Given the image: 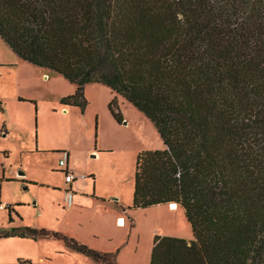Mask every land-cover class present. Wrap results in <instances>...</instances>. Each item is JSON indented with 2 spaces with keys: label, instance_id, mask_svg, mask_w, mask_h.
<instances>
[{
  "label": "trees",
  "instance_id": "trees-1",
  "mask_svg": "<svg viewBox=\"0 0 264 264\" xmlns=\"http://www.w3.org/2000/svg\"><path fill=\"white\" fill-rule=\"evenodd\" d=\"M0 38L75 85L61 105L84 112L101 83L116 122L121 96L154 124L163 149L139 152L130 208L176 203L194 239L156 235L150 264H264V0H0ZM11 237L118 264L58 232Z\"/></svg>",
  "mask_w": 264,
  "mask_h": 264
},
{
  "label": "rangeland",
  "instance_id": "rangeland-1",
  "mask_svg": "<svg viewBox=\"0 0 264 264\" xmlns=\"http://www.w3.org/2000/svg\"><path fill=\"white\" fill-rule=\"evenodd\" d=\"M74 89L75 85L63 76L22 60L0 38V179L3 194L0 202L10 200L15 206L24 205L18 211L25 222L33 226L45 224L48 230L58 224L64 225L61 222L65 209L63 196L48 188L49 184L65 182L64 174L59 172L60 157L49 154V148L64 152L63 158H66V151L71 152L78 174L95 171L99 174L100 190L117 194L123 202L133 196L139 152L163 149L154 124L123 97L119 106L126 120L121 125L113 120L107 103L111 90L101 83L87 85L89 104L84 112L76 108L65 112L60 100L73 94ZM125 122L129 123L125 125ZM95 144L108 149L99 158L88 154ZM19 171L28 172L33 184L19 182ZM15 200L23 201L17 203ZM42 208L41 216L39 210ZM8 211L0 210V230L8 229ZM177 223L190 233L182 207ZM71 254L95 264L92 258L81 253L71 250ZM2 255L7 262L1 264H30L24 261L28 257L34 258L31 264H37V250L16 238H0V257ZM50 258V264H82L81 260L66 259L61 254ZM145 259L137 260L145 264Z\"/></svg>",
  "mask_w": 264,
  "mask_h": 264
},
{
  "label": "crops",
  "instance_id": "crops-1",
  "mask_svg": "<svg viewBox=\"0 0 264 264\" xmlns=\"http://www.w3.org/2000/svg\"><path fill=\"white\" fill-rule=\"evenodd\" d=\"M74 91L72 93H74ZM112 95L115 96V94L111 92V97H109L107 101L108 104L114 98ZM120 98L122 97L118 96L119 104ZM62 108L65 112L69 113L71 108L79 109L77 107L63 105ZM121 111L125 121V112H123L122 108ZM113 120L115 119L113 118ZM127 123L129 122H126L125 125H127ZM117 124L121 125L118 122ZM5 135H7V132ZM107 150V146L103 147L95 144L93 149L88 150V154L89 157H92L91 154L93 153L95 154V158H99L101 154L107 152ZM50 152L55 156H59V160L63 158L62 154L64 152L62 151H50L49 148L48 153L50 154ZM65 154L68 170L78 174L76 172L77 164L76 161L71 158V152L66 151ZM5 156L7 158L8 154L5 153ZM18 175L19 182L23 184H33L32 181L34 180L28 176V172L24 173L19 171ZM83 175L86 176L85 179H78L72 183L66 184V182H64L61 185L49 184L50 186H48V188L59 192L63 196L65 202L64 219L61 222L64 223L62 226L63 228L58 224L57 227L52 228L53 230L49 231L73 237L81 243L103 252L117 253L118 264H140L137 259L141 260L142 257L143 259L146 258L145 264H150L154 238L156 235L179 237L186 240L194 239L192 227L189 222L188 229L190 233L178 226L177 218L181 209V206L178 204L168 203L166 205H158L145 210L132 209L130 207L133 203V196L126 202H123L120 197H117V194L100 190L99 174L95 171L91 170L83 173ZM4 179L5 178L3 177V180ZM1 190L2 180L0 179V200L3 197ZM66 191H69L68 197ZM9 201L10 200H4L3 202H0L13 209L11 213L8 211V229L19 227L46 229V227H48L45 224H37L33 226L31 223L25 222L26 220L22 218L18 211L24 205L18 204L15 206V204H10ZM15 201L17 203H22L23 200ZM39 213L41 216L43 215V208L39 210ZM157 227L163 232V234H160ZM11 238L22 240L26 245L36 249L37 264H50V257L60 254L66 259L71 260L74 258L78 261L81 260L82 264H91L80 255H72L71 250L67 249L64 243L59 240L40 239L35 241L19 237ZM146 255L147 257H145ZM4 257V255L0 257V259H2L0 264L7 262ZM26 260H28L30 264L34 262V258L31 257L24 258V261ZM94 262L95 264H100L96 261Z\"/></svg>",
  "mask_w": 264,
  "mask_h": 264
},
{
  "label": "built area",
  "instance_id": "built-area-1",
  "mask_svg": "<svg viewBox=\"0 0 264 264\" xmlns=\"http://www.w3.org/2000/svg\"><path fill=\"white\" fill-rule=\"evenodd\" d=\"M59 169L60 171H62V173L64 174L65 176V182L66 184L68 183H72L78 179H85L86 176L83 175V174H76L72 171H69L68 168H67V160L66 158H62L59 160ZM67 192V197L69 195V191H66ZM8 208V206L4 203H0V209L1 210H6Z\"/></svg>",
  "mask_w": 264,
  "mask_h": 264
},
{
  "label": "water",
  "instance_id": "water-1",
  "mask_svg": "<svg viewBox=\"0 0 264 264\" xmlns=\"http://www.w3.org/2000/svg\"><path fill=\"white\" fill-rule=\"evenodd\" d=\"M125 124H126V122H125Z\"/></svg>",
  "mask_w": 264,
  "mask_h": 264
}]
</instances>
